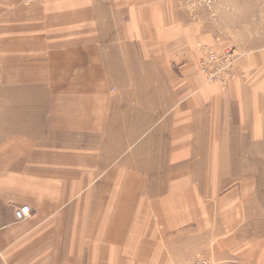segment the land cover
<instances>
[{"label":"crops","instance_id":"crops-1","mask_svg":"<svg viewBox=\"0 0 264 264\" xmlns=\"http://www.w3.org/2000/svg\"><path fill=\"white\" fill-rule=\"evenodd\" d=\"M119 7L0 0V264H168L226 201L223 143L264 136V47L222 92L201 33L139 32Z\"/></svg>","mask_w":264,"mask_h":264},{"label":"rangeland","instance_id":"rangeland-1","mask_svg":"<svg viewBox=\"0 0 264 264\" xmlns=\"http://www.w3.org/2000/svg\"><path fill=\"white\" fill-rule=\"evenodd\" d=\"M21 1L25 5L40 6L50 0ZM117 2L126 16L129 10L130 17L137 20L135 23L139 26V32H153L154 27L161 26L162 32L166 31L163 33L176 30L181 31L178 35H182L187 30L186 35L201 33L207 38L206 42L196 46L199 52L197 70L201 66L203 71L208 51L231 55L236 63L233 64L232 75L223 82L213 83L222 92L226 90L229 80L236 76L239 62L249 51L264 47V0ZM122 15L125 21V14ZM246 76L247 81L253 80L254 76ZM228 139L222 138L223 141ZM240 141L245 143L242 146L245 150L240 156L234 155L232 158V154L226 152L229 150L226 143L222 147L224 152L216 153L217 161L228 164L236 160L240 165L236 167L238 169L235 168L237 174L226 168L227 165L222 170V173L234 178L233 183L225 184L220 189V197L225 196L226 199L224 205L217 207L219 203H212L210 199L206 225L192 230L193 237L184 248L180 244L171 249L162 247V256L171 261L168 264H264V136L240 137ZM152 250L144 249V255ZM167 251L171 253V258ZM154 262L150 254L141 264Z\"/></svg>","mask_w":264,"mask_h":264},{"label":"built area","instance_id":"built-area-1","mask_svg":"<svg viewBox=\"0 0 264 264\" xmlns=\"http://www.w3.org/2000/svg\"><path fill=\"white\" fill-rule=\"evenodd\" d=\"M225 54H216L212 51H208L205 57V66L201 71L210 78V81L223 82L229 75H232L233 69V57L230 55L223 56ZM31 209L29 206L23 205L17 208L14 212V216L17 220H22L29 217Z\"/></svg>","mask_w":264,"mask_h":264},{"label":"bare ground","instance_id":"bare-ground-1","mask_svg":"<svg viewBox=\"0 0 264 264\" xmlns=\"http://www.w3.org/2000/svg\"><path fill=\"white\" fill-rule=\"evenodd\" d=\"M234 64H235V62H234ZM199 70H200V72L206 77V80L210 82V80H209L210 78H207V76L201 71L200 67H199ZM213 83H216V82L213 81ZM21 206H23V205H21ZM26 206H28V205H26ZM19 207H20V206H19ZM19 207H17V208H19ZM17 208H16V209H17ZM16 209H15V210H16ZM30 209H31V208H30ZM15 210H14V212H15ZM15 219H16V218H15ZM16 220H17V219H16ZM22 220H23V219H22ZM17 221H19V220H17Z\"/></svg>","mask_w":264,"mask_h":264}]
</instances>
